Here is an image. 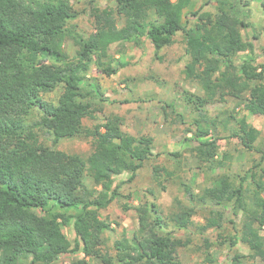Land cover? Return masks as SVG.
<instances>
[{
    "label": "trees",
    "instance_id": "obj_1",
    "mask_svg": "<svg viewBox=\"0 0 264 264\" xmlns=\"http://www.w3.org/2000/svg\"><path fill=\"white\" fill-rule=\"evenodd\" d=\"M110 1L114 5L98 7L90 0L93 31L85 37L71 29L70 21L78 12L68 0H0V264H51L78 250L81 258L61 264H90V260L91 264H181L178 250L191 239L167 231L166 218L149 198L135 207L136 230L131 236L116 237L110 248L104 233L113 227L108 219L97 217L99 210L122 196V184L131 182L146 160L160 154L152 150V138L129 135L121 130L118 118L107 116L85 131L92 136L94 149L83 158L42 146L34 129L45 130L56 142L81 133L83 118H96L100 109L91 98H98L102 91L97 83L86 84L85 74L92 64L106 75L127 65L110 55L112 44L138 47L148 40L159 50L173 44L175 35L182 32L188 56L184 75L204 92V97L196 98L198 103L231 96L243 110L264 117V71H258L252 59L250 65L243 64L246 60L235 63L240 52L253 50L251 41L241 34V28L249 26L248 10L229 0H217L216 14L203 10L206 3L186 13L194 0ZM260 7L264 12V0ZM190 15L196 18L183 23ZM67 38L78 46L72 57L63 49ZM58 85L56 102L42 97ZM34 110L39 119L30 124ZM229 116L237 126L229 136L253 150L257 129L245 116ZM229 136L215 135L209 126L198 125L194 150L201 163L224 165V156L216 157L217 141ZM169 154L179 156L177 151ZM162 171L171 175L165 167L153 166L155 177ZM123 173L127 178L119 179ZM250 173L236 184L222 175L199 193L185 187L191 201L232 203L235 215L241 211L234 231L218 235L219 244H226L231 252L230 264H264V166L260 173ZM85 176L94 186L86 184ZM248 177L252 182L246 190ZM174 200L175 211L168 219L176 229H187L194 224L195 210ZM205 220L199 229L222 226L215 211ZM68 225L75 234L72 247L53 241V235ZM238 243L246 245L248 252L238 251ZM212 244L203 241L209 262H214L209 252Z\"/></svg>",
    "mask_w": 264,
    "mask_h": 264
},
{
    "label": "rangeland",
    "instance_id": "obj_2",
    "mask_svg": "<svg viewBox=\"0 0 264 264\" xmlns=\"http://www.w3.org/2000/svg\"><path fill=\"white\" fill-rule=\"evenodd\" d=\"M68 1L73 10L78 12L70 21L71 29L86 37L93 31L92 17L89 14L90 0ZM229 1L243 11L248 10L246 21L249 26L241 28V34L245 41H251L253 45L252 52H240L236 56L235 63L238 66L246 60L247 63L243 64L250 65L249 59H252V63L258 65V71L261 69L264 71V12L260 7L261 0ZM202 3H206L203 10L213 14L218 12L217 0H194L186 13L193 12ZM93 5L104 7L114 5V2L94 0ZM195 18L196 15L184 17L183 23H191ZM118 25L121 26L122 21L118 22ZM77 48L71 38L64 41L63 49L69 56H74ZM109 53L115 58H121L127 62V65L112 75L100 73L93 64L86 72V84L97 83L102 91L98 98H91L94 107L100 109L95 112L96 118H83L81 133L60 138L56 142H53L50 133L35 127L39 143L44 147L86 158L94 147L92 136L86 135L85 131L93 130L94 126L107 116L118 118L121 130L129 135L152 138V150L160 154L146 160L131 182L122 184L120 187L122 196L109 208L98 211L97 217L108 219L113 227V230L104 233L107 246L110 248L113 240L123 233L126 236L132 235L138 227L135 207L149 198L158 205L166 218L167 231L177 237L191 239L188 246L178 250L181 264H230L231 252L226 244H219L218 235L234 231V225L240 223L241 211L235 215L232 203L216 205L212 202L202 203L196 199L191 201L185 192V187H189L194 193H199L222 175L236 184L241 177L250 175V171L260 173V169L264 166V117L243 110L242 106L236 105V100L231 96H225V100L214 99L203 104L198 103L196 98L204 97V92L196 81L189 80L184 75L183 70L188 56L185 53L182 32L175 35L173 44L159 50H155L153 45L145 40L138 47L133 44L114 43L110 46ZM86 89H90L89 86H86ZM60 91L61 85H58L56 89L44 93L42 97L56 102ZM231 114L236 117L245 116L248 123L257 129L253 150H246L238 139L229 136L237 128L235 120L229 116ZM38 119L39 112L34 110L28 122L34 124ZM198 125L209 126L215 135L229 136L217 141L216 157L222 159L224 156V165L207 166L197 158L194 150L197 141L194 140V134ZM176 151L179 152L178 157L169 154ZM156 164L171 171V175L162 171L155 177L153 166ZM127 175L123 173L118 178L126 179ZM84 180L89 187L94 186L89 176H85ZM250 182H252L251 178L248 177L244 182L246 190L251 185ZM245 194L247 201H250V192L246 191ZM262 195L264 197V193ZM175 198L184 205L193 206L195 210L192 217L194 224L187 229H176L168 219V216L175 211ZM210 211L216 212L222 226L199 229L198 225L205 223ZM74 238L71 225L62 227L53 235L54 242L62 243L66 247L74 245ZM204 239L213 243L209 252L214 262L205 259ZM236 248L242 253L248 252V247L242 243H238ZM109 251L114 253L113 250L109 249ZM81 257L82 253L78 250L63 255L51 264L68 263ZM90 262L94 261L90 260Z\"/></svg>",
    "mask_w": 264,
    "mask_h": 264
}]
</instances>
